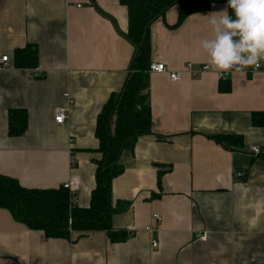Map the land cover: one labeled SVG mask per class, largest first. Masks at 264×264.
I'll return each mask as SVG.
<instances>
[{"label":"crops","instance_id":"1","mask_svg":"<svg viewBox=\"0 0 264 264\" xmlns=\"http://www.w3.org/2000/svg\"><path fill=\"white\" fill-rule=\"evenodd\" d=\"M223 6L177 27L173 6L150 27L152 61L180 78L149 74L152 131L122 152L124 171L112 180V225L127 239L111 242L100 230L50 238L0 208V264H264V159L251 152L264 154V127L251 123L253 111H264V62L222 78L201 71L208 16ZM127 30L120 0H0V57L39 47L38 67L0 72L1 173L27 188L73 183L75 202L89 205L102 158L97 117L136 54ZM223 80L230 91H220ZM58 107L67 109L63 123ZM10 108L28 111L20 136L8 133ZM217 134H240L244 147L227 149Z\"/></svg>","mask_w":264,"mask_h":264},{"label":"trees","instance_id":"2","mask_svg":"<svg viewBox=\"0 0 264 264\" xmlns=\"http://www.w3.org/2000/svg\"><path fill=\"white\" fill-rule=\"evenodd\" d=\"M95 1V0H91ZM128 10L126 37L136 47L123 87L111 98L97 117V150L102 154L96 170V186L91 192L88 206H80L71 190L64 185L57 188H27L9 175L0 172V208L7 209L13 218L31 230L42 231L50 238L70 239L73 231H105L111 242L124 241L128 233L116 230L112 225V180L124 171L120 157L125 149H131L136 140L152 131V113L148 95V79L152 62L150 27L164 17L173 6L179 13V26L191 14L208 11L212 4L225 0H120ZM229 14L231 9H229ZM11 64L20 69H32L39 65V47L27 44L16 48ZM220 91L231 90V83L223 80ZM251 123L264 127V111H253ZM29 114L25 108L8 110V133L20 136L28 128ZM213 138L227 149H241L244 138L240 134H217ZM264 159V154H258ZM162 173L159 174V179ZM160 182V180H159Z\"/></svg>","mask_w":264,"mask_h":264},{"label":"clouds","instance_id":"3","mask_svg":"<svg viewBox=\"0 0 264 264\" xmlns=\"http://www.w3.org/2000/svg\"><path fill=\"white\" fill-rule=\"evenodd\" d=\"M207 23L211 35L200 46L217 75L260 68L264 62V0H225L223 8L209 14Z\"/></svg>","mask_w":264,"mask_h":264},{"label":"built area","instance_id":"4","mask_svg":"<svg viewBox=\"0 0 264 264\" xmlns=\"http://www.w3.org/2000/svg\"><path fill=\"white\" fill-rule=\"evenodd\" d=\"M10 65H11V58L9 57V55H4V56L0 57V72L3 71L4 69H6L7 67H9ZM189 67H191V66L189 65ZM210 69L211 68L208 66V64H203L201 66V71H203V72L209 71ZM151 72L168 73L169 78L171 80H178L180 78L179 72L169 70L168 67L163 62H159V61H152L151 62L150 73ZM190 72L192 74H197L198 71L197 70H191ZM220 77L222 78L223 75H220ZM66 117H67V109L63 108V107H58L56 109V112H55V121L58 123H63L65 121ZM251 152H252V154H255V155H258L261 153L260 148L257 146H252ZM242 175H244V173L241 171H238L235 173V176H237V177L242 176ZM64 186L69 188L75 196V188H74L75 186L73 183H66ZM154 217H155V219H160L159 215H155ZM199 237L205 238L206 234H201ZM152 244H153V246H158V241L156 239H153Z\"/></svg>","mask_w":264,"mask_h":264}]
</instances>
